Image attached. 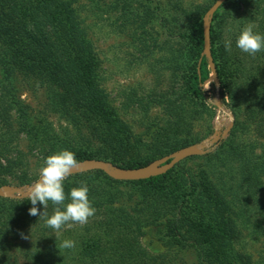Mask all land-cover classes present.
Returning <instances> with one entry per match:
<instances>
[{
	"label": "trees",
	"instance_id": "16d2710c",
	"mask_svg": "<svg viewBox=\"0 0 264 264\" xmlns=\"http://www.w3.org/2000/svg\"><path fill=\"white\" fill-rule=\"evenodd\" d=\"M184 16L191 20L181 51L187 92L202 103L212 92L215 101L213 83L212 91L203 87L210 71L203 55L202 15ZM248 24L264 34V0H226L210 22V55L222 106L231 109L237 128L252 127L264 139V51L253 57L236 47ZM229 41L230 51L225 48ZM0 71L3 92L11 94L6 86L22 74L44 89L46 111L82 130L85 138L81 143L67 131L60 136L47 122L31 125L20 103L6 101L0 93V185L7 178L18 186L30 183L17 175L26 157L22 141L30 150L45 142L74 152L78 161L102 160L127 169L146 166L197 142L190 139L182 97L173 93L151 101L163 104V125L147 130L146 139L130 143L127 128L99 89L94 57L65 0H0ZM136 102L147 112L143 101ZM13 108L19 112L17 131ZM131 148L146 155L124 164ZM214 148L199 156L205 168L192 176L181 174L182 184L173 179L180 162L164 174L138 181H115L98 170L69 176L66 194L86 182L97 210L85 225L54 231L46 226L47 217L29 215L33 205L26 198H0V264H162L157 245L174 253L192 249L197 264H249L239 248L244 232L264 239V144H229L212 153ZM121 184L139 190L137 201L129 206L113 203L115 187ZM36 207L44 211L39 202ZM54 208L49 202L48 217ZM65 240L74 241L75 247L62 248Z\"/></svg>",
	"mask_w": 264,
	"mask_h": 264
},
{
	"label": "rangeland",
	"instance_id": "374dc122",
	"mask_svg": "<svg viewBox=\"0 0 264 264\" xmlns=\"http://www.w3.org/2000/svg\"><path fill=\"white\" fill-rule=\"evenodd\" d=\"M65 1L73 10L94 57V73L99 89L110 110L127 128L131 144L138 137L144 138L147 130L150 132L163 125V104L151 101L172 97L173 93L182 97L190 123V139L197 141L196 144L211 137L216 125L220 131L228 126L229 121L223 113H216L212 92L204 103L189 95L186 70L181 65L184 63L181 51L184 52L186 45L183 35L191 27V20H187L184 15L190 13L191 18L202 15L203 19L215 0H128V3L126 0ZM0 82H3L1 71ZM210 82L209 76L203 84L206 91H212ZM2 87H5L4 83L0 84V93L6 101L17 100L25 109L31 125L39 126L47 122L52 125L56 134L61 136V132L67 131L70 138L85 142L82 130L73 129L64 118L46 111L44 89L27 77L16 74L11 85L6 86L11 88L12 96L3 92ZM137 100L144 102L147 112L137 104ZM224 112L232 111L224 107ZM231 114L234 119L233 127L227 136L219 140L212 153L219 148L225 150L229 144H264V139L258 137L252 127H247L246 130L237 128L235 116ZM11 117L17 131L19 112L16 108L11 109ZM26 145L25 141L20 144L22 154L26 157L18 167L17 175L26 176L29 184H32L40 178V169L46 158L44 152L48 150L57 153L60 150L49 147L45 142L37 143L32 150ZM145 152L131 148L125 156L124 164L138 161L146 155ZM204 163L199 156L181 161L173 176L174 181L182 184L185 180H180L181 174L192 176L202 167L205 168L201 167ZM2 185L20 187L10 178ZM114 193L117 199L113 203L122 206L131 205L139 197L137 187L128 184L117 185ZM149 240L153 239L150 237ZM155 248L156 254L162 257V264H197L196 254L192 249L174 253L165 251L158 245ZM239 249L249 264H264L263 238L252 237L244 232Z\"/></svg>",
	"mask_w": 264,
	"mask_h": 264
},
{
	"label": "clouds",
	"instance_id": "9594fccd",
	"mask_svg": "<svg viewBox=\"0 0 264 264\" xmlns=\"http://www.w3.org/2000/svg\"><path fill=\"white\" fill-rule=\"evenodd\" d=\"M254 24L244 27L236 41V47L241 52L250 56L264 51V34L254 32ZM226 50H231V42H226ZM79 167L76 154L69 150L59 152L45 158L44 166L40 169L39 180L29 187L26 198L33 205L29 209V215L40 218L47 217L46 226L59 231L65 226L71 227L75 223L85 225L96 213L92 201L89 199V188L86 182H81L79 188H72L70 193L65 192L64 182ZM66 200H70L65 204ZM43 205L44 211L41 213L36 207L37 203ZM49 202L54 208V214L48 217L47 209ZM63 206V208L61 207ZM27 238V237H24ZM62 248L71 249L75 247V242L65 240L61 244Z\"/></svg>",
	"mask_w": 264,
	"mask_h": 264
},
{
	"label": "water",
	"instance_id": "95a60500",
	"mask_svg": "<svg viewBox=\"0 0 264 264\" xmlns=\"http://www.w3.org/2000/svg\"><path fill=\"white\" fill-rule=\"evenodd\" d=\"M226 0H215L213 4L207 9L203 19H202V34H203V55L207 59L208 67L210 71V79L214 85L215 89V107L217 109V114L219 112L223 113L229 124L222 131L216 125L211 137L204 139L200 143L192 144L187 147L181 148L157 161L151 162L146 166L138 167V168H121L116 165H112L108 162L102 160L95 159H86L79 161V167L73 171L70 175L85 173L88 171H101L107 177L115 180V181H138L144 180L151 177H155L166 173L168 170L172 169L179 162L183 161L186 158L192 156H201L207 153L208 149L212 145H217L219 140L223 139L227 134L231 131L234 119L231 113L224 112V107L222 106L219 100V83L216 74V69L213 60L210 55V39H209V30H210V22L212 20L213 14L215 11L225 2ZM39 180V179H38ZM37 180V181H38ZM36 181V182H37ZM34 182V183H36ZM32 184H27L24 186H20L19 188L11 185H2L0 186V198L4 199H20L27 195L29 191V187Z\"/></svg>",
	"mask_w": 264,
	"mask_h": 264
}]
</instances>
